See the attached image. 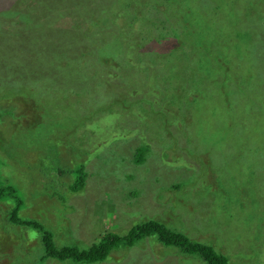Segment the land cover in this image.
<instances>
[{
  "label": "rangeland",
  "instance_id": "374dc122",
  "mask_svg": "<svg viewBox=\"0 0 264 264\" xmlns=\"http://www.w3.org/2000/svg\"><path fill=\"white\" fill-rule=\"evenodd\" d=\"M194 2L206 27L211 26L208 38L220 49L229 46L232 55L225 57L216 50V54L205 57L206 72L198 78L192 76L196 78L193 89L181 83L182 93L191 95L193 91L192 95L199 97L196 101L186 105L185 101L175 100L170 106H162L170 99L163 94L168 93L164 87L177 69L179 55L140 62L131 59L129 49L121 55L120 66L113 69V74L109 67L96 66L104 58L120 55L118 30L126 18L121 15L118 23L108 18L99 22L96 30L88 29L91 25L84 18L98 20L109 6L118 10L117 0L116 7L113 0H0V67L6 66V70H0V138L4 141L5 136L6 146L15 151L6 154L15 167L13 176L21 178L24 204L19 215L41 222L54 233L57 246L88 248L105 232L124 235L134 224L155 218L190 237L194 236L191 233H200L193 238L225 252L228 264H245L246 252L264 249V0ZM55 18L58 20L54 22ZM74 18H79L78 22ZM11 25L13 28L8 29ZM187 29L181 26L176 35L169 31L161 39L146 41L143 48L167 50L187 38ZM191 36H195L193 32ZM212 62L221 66V73L211 66ZM153 82L164 89L162 93L159 89L155 92V97L163 96V100L137 102L135 98L150 90ZM221 83L223 91L239 94V98L230 104L220 98ZM118 97L121 100H116ZM21 98L23 105L26 100L31 104L18 108ZM113 100L116 116L103 115V104ZM10 103L15 104L12 111L6 108ZM117 103H122V109H116ZM160 107L175 119L176 127L187 115L191 117V127L178 131L185 134L177 133V146L173 147L175 142L168 136L159 141L153 137L151 144H143L156 153L154 160L145 162L148 165L142 163L145 172L139 182L130 176L137 178L143 170L140 163L130 161L123 163L125 173L119 180L105 177L117 165L116 151L127 145H116L117 125L127 135L122 137L123 142H139L137 131L145 125L140 118L142 111L147 109L152 117ZM37 116L41 132L35 144L29 120ZM154 118L157 120L151 125L152 131L159 128L157 116ZM104 136L111 137L110 142L104 143ZM82 144L90 151L80 158L87 161L86 169L92 172L95 167L97 172V176L89 173L82 190L71 191L68 187L79 160L65 166L70 171L69 178L64 175L60 182H37L48 166L53 169L50 173L63 174L60 160L50 164L47 157L59 155L66 148L78 158V151L84 149ZM107 145L113 149L109 157L105 156ZM163 150L166 153L162 154ZM14 155L24 156L22 164H16ZM66 155H62L64 162ZM16 165L21 168L17 170ZM30 168L33 172L23 176ZM98 178L103 183L97 182ZM1 215L2 211L0 220ZM18 240L21 264H169L168 257L181 256L178 247L164 245L150 234L130 246H114L101 261L56 262L48 258L40 262L35 252L24 250L35 237L20 231ZM11 246L8 241L0 244L2 250L10 248L13 252ZM262 257L252 264H264V254ZM188 261L191 263L186 264H206L195 256Z\"/></svg>",
  "mask_w": 264,
  "mask_h": 264
},
{
  "label": "trees",
  "instance_id": "16d2710c",
  "mask_svg": "<svg viewBox=\"0 0 264 264\" xmlns=\"http://www.w3.org/2000/svg\"><path fill=\"white\" fill-rule=\"evenodd\" d=\"M196 1L200 2V0H196ZM117 2L120 5L118 10H116L113 6L111 8L110 6L106 7L105 9L102 10L103 13L101 12V16L98 18V20L97 19L88 20L87 17L84 18V20L87 21L88 26L91 25L88 29H92V30H96L97 26L101 25L99 24V22L101 21L105 22V20L108 18H115L116 23L121 21L120 20L121 15L125 16L126 18V21L123 23V25L119 27L118 30L120 36V43H121L120 55H118L115 58H104L102 61H100L101 63H97L96 66L104 67L105 69L109 67L112 69V72L110 74H113V71L117 70V68L120 66L121 55L129 49L131 50V59L139 60L140 62H144V60H146V62L148 61L152 62L154 61V59L165 60L168 58H173V56L177 54L181 57V59L176 63L177 69L174 70L173 74L168 78L169 80L167 82V85L165 84L164 89L165 90L167 89L168 93L163 92V94H166V96L170 97V99L167 100L168 103L164 102L162 106L163 105L170 106V104L173 103L175 100L185 101L186 105H189L190 103L196 101V99L199 97L196 95H192L193 91L191 95L183 94L185 92L182 89V84H185L188 90L193 89L192 83L194 82V79L198 78L202 73L206 72V67H207V63H205L206 56L216 54V50H219L217 52L225 57L231 56L232 53L229 46H225L226 48L223 46L220 49L219 45L214 40L208 38L207 33L211 31V26L208 28L206 27V23H205L206 21L203 15L198 11L199 8L198 9L196 8L194 0H117ZM113 3H115V7H116V0H113ZM28 9L31 11L33 10L31 8H27V10ZM72 9L73 8H70L69 11ZM37 11L39 12L40 15V11L38 8ZM62 11L63 13L65 12L64 10ZM71 12L73 13V10ZM17 13L18 11L15 14ZM35 18H37V16ZM78 19L79 18H74L73 20L78 22ZM56 20H58V18H55L53 21L55 22ZM60 22H62V20H60ZM196 23L198 24L197 26ZM13 24L16 25L15 19ZM181 26L186 27L188 29L185 33L187 35V38L183 39L180 43L173 45V47H170L167 50L155 51L151 48L149 49L143 48L145 47L146 41L148 42L150 40L153 41V40L161 39L165 34L169 35V31L174 35H176V30L179 29ZM12 28L13 27L11 25L8 29H12ZM56 29H60V28L57 27ZM163 30H167L168 32H165ZM181 31L182 33H184L183 30ZM192 32L195 35L194 37L191 36ZM212 32L214 31L212 30ZM188 35H190L191 37H188ZM225 40L230 41L229 38H225ZM206 41H207L206 43L207 48L205 49L204 45ZM175 46L177 47L175 48ZM182 49H186L190 51H185L180 53L176 52L177 50H182ZM226 49H228L229 51H227ZM115 64L116 67L114 66ZM211 66L217 68L219 70L218 72L221 73L220 70L221 66L215 64L214 62L211 63ZM200 67L203 68V72L200 71ZM3 68L4 70H6V66L0 67V70ZM207 69L210 70V68ZM9 75L13 76V74L10 73ZM192 76H197V77L193 78ZM156 84L157 86H155ZM151 85L152 88L147 92H145L144 95H140L135 98L137 102H140L141 99L150 100L152 102L154 101L160 102L163 100V96L157 99V97H155V92L160 90V92L162 93L164 89L159 88L158 83L155 82L151 83ZM220 88L223 95L220 96V98L224 99L228 104H230L232 100H235L236 97L239 98V94L230 95L226 91H223L222 83L220 85ZM240 88L244 90V87L242 85ZM172 97L174 98L171 99ZM36 98L38 100L37 96ZM121 98L122 97H118L116 98V100L119 101L121 100ZM6 101H9V99ZM19 101H21V104L18 106V108H23V106H29L31 104L30 100H26V105H23L22 98ZM115 101L113 100L112 103L106 102L105 104H103L101 113L106 116L110 114H114L116 116V110L114 109ZM2 103H5V101H3ZM4 105L6 106V104ZM117 105L118 106L116 109L119 108L122 109V103H117ZM155 105L156 103L154 104V106ZM13 107H15V104L10 103L6 108L12 111ZM160 108L161 109H158L152 117L149 116L147 109L142 111V115L141 117L140 116L139 117L144 120L145 125L142 126L145 130L142 128L140 131H137V133L141 136L139 142H135L132 140L130 142L127 141L123 142L122 137L124 136L126 137L127 135L125 133H122L117 125L116 133L114 134V138L117 139L116 145H118L119 148H121V146H123L124 144L127 145L116 151L117 165L114 166L112 170H109V174L105 175V177H108L112 181L119 180L121 174L125 173L123 163L126 161L128 162L130 161V162L140 163L141 166L140 170L142 169L143 171L139 173L137 178L135 177L134 174L130 176L132 180H134L135 182L137 180L139 182L142 177V174L145 172V170L142 167L148 165L145 162L154 160L153 153H156L150 150L151 146L148 149H145V147H143V144L150 142L152 143L153 137H155L156 140L159 141L162 138L164 139V137L168 136L175 142V145H173V147L177 146L176 141L178 140V135L185 134L178 131L185 130L186 128L191 127L190 126L191 117L187 115L186 118H184V120L182 121L176 120L179 121L180 123V125L176 127L174 123L175 119H173L171 115L164 112L162 110L163 107ZM174 108L178 109L179 107L175 106ZM104 109H107L109 112L104 111ZM138 111H141V104H140V109H138ZM17 116L20 117L21 114H17ZM154 116H157L158 118L157 124L159 128L156 131L151 130V125L154 123V120L155 121L157 120L156 118H154ZM33 118L29 121H30V125L32 126L31 131L33 136V142L37 144L36 140L41 132V126L38 121V116L35 117L34 119ZM0 122H1V117H0ZM171 124H174V126L176 127V132L173 130V128L170 127ZM117 128L119 131L117 130ZM147 131L149 135L147 134ZM188 139L189 137L186 138V141ZM110 140L111 137L104 136V143L110 142ZM5 142H6L5 136H4V141L0 138V213L2 211L1 220H0L1 221L0 244L3 241H8L9 244L12 245L11 247H14V251L10 252L9 251L10 248L6 249L5 251L0 248V264H21L23 260V256L21 254L22 253V249L20 246L21 244L18 240V233L20 231L29 232L31 235L35 237V240L30 242L24 248V250L35 252L40 262H43L48 258H52L56 262L63 261L66 259L72 260L73 262H85V263L101 261L106 258L107 254H109V252L112 251L114 246H116V249L123 246H130L135 242H137L142 237H144L145 235L153 234L155 235L156 239L160 241L162 244L171 245L174 247H178L180 249L179 254H181V256L179 258L177 256L168 257L169 264L191 263L190 262L191 260L188 261V258H190V256H195L196 258L198 257L200 260H202V262L204 261L206 264L229 263V257L225 252H223L224 253L223 254L221 253L222 251L221 252L217 251L216 248L211 244L195 239L196 238L195 235H201L200 233L197 232H195V234L191 233L192 236L194 235L193 237H195L193 238L181 231L169 228L164 223L158 221L155 218H148L142 223L134 224L133 226H131L128 233L124 235L105 232L102 235V238L98 240V242L92 244L88 248L80 249L75 245H64V244L57 246L53 239L54 233L51 232L49 229H47L41 222L33 218H23L19 215V210L24 204L22 191L20 189L21 178H19L18 175L13 176V173L16 174L15 167L11 165V163L13 162L8 161L7 154H9V152H15V151L12 148L8 147V145L6 146ZM187 143L189 142L187 141ZM82 145L84 146V149L82 151H78L80 153L78 155V158L74 156V153L71 150L70 152L66 148L61 149L59 155L58 154L55 155L54 153H52L49 157H47V160L49 161L50 164H53L55 160L56 161L60 160L59 162L63 165V167L61 168L63 174L60 176H56L55 171L54 173H50L53 169L48 166L45 170L46 173L45 174L41 173L37 179V182H39L40 184L46 183L48 180H55L57 182H60L64 175H67L69 178L70 171L65 166L70 164V161H72L71 162L72 165V163H75L77 162V160H79L78 163L80 164L76 168L75 178L71 186H70L71 179L69 178L68 187L69 189H71V191L80 190L85 184V178L89 175V173H92V175L97 176L95 167H94V171L90 172L85 167L87 163V161H85V158L83 157L80 158V155L81 156L83 154L85 155L86 152L90 151L89 146H87L86 144H82ZM35 146H34V152L36 153ZM111 151H113V149L107 145V148L105 150V156L109 157ZM126 151H129L127 155L124 153ZM63 153H67V155L65 156V159L67 158V162H64V157L62 156ZM161 153L163 154L166 152L163 150ZM14 157H15L14 161L17 162L16 164H22L21 159L24 156L21 157L19 155H14ZM143 162L145 165L142 164ZM56 165H58V162H56ZM200 165H202V162H200ZM20 168H21L20 165H16L17 170ZM28 172H33V170L30 168V170L26 171L23 174V176ZM97 182L103 183L102 179L99 178ZM115 193L116 191L113 190L114 199H116V201H118L119 203V196L116 195ZM50 199L52 200L53 198L51 197ZM219 219L220 218H218V220ZM11 229H14V231H12ZM23 234L24 232L22 233V237ZM263 254H264V249L258 251H248L244 255L243 260L245 264H252L254 260L259 259V256L263 260L262 257ZM236 264H238V261L236 262Z\"/></svg>",
  "mask_w": 264,
  "mask_h": 264
},
{
  "label": "clouds",
  "instance_id": "9594fccd",
  "mask_svg": "<svg viewBox=\"0 0 264 264\" xmlns=\"http://www.w3.org/2000/svg\"><path fill=\"white\" fill-rule=\"evenodd\" d=\"M84 185H85V184H84ZM84 185H83V186H84ZM82 188H83V187H82ZM81 190H82V189H81ZM66 218H67V217H66ZM67 219H68V218H67ZM63 261H64V260H63Z\"/></svg>",
  "mask_w": 264,
  "mask_h": 264
}]
</instances>
